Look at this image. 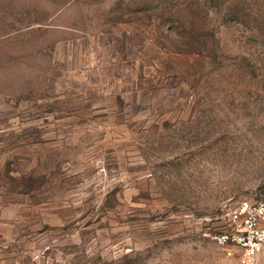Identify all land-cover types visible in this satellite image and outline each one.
Here are the masks:
<instances>
[{
    "label": "rangeland",
    "instance_id": "rangeland-1",
    "mask_svg": "<svg viewBox=\"0 0 264 264\" xmlns=\"http://www.w3.org/2000/svg\"><path fill=\"white\" fill-rule=\"evenodd\" d=\"M263 189L264 0H0V264H224Z\"/></svg>",
    "mask_w": 264,
    "mask_h": 264
},
{
    "label": "built area",
    "instance_id": "built-area-1",
    "mask_svg": "<svg viewBox=\"0 0 264 264\" xmlns=\"http://www.w3.org/2000/svg\"><path fill=\"white\" fill-rule=\"evenodd\" d=\"M227 224L209 233L227 255L238 254L244 263H254L264 250V189L257 198L243 199L225 211Z\"/></svg>",
    "mask_w": 264,
    "mask_h": 264
},
{
    "label": "crops",
    "instance_id": "crops-1",
    "mask_svg": "<svg viewBox=\"0 0 264 264\" xmlns=\"http://www.w3.org/2000/svg\"><path fill=\"white\" fill-rule=\"evenodd\" d=\"M257 263L258 261L254 263H244L240 259L239 260L237 259V261H234V260L228 259V255H224V264H257Z\"/></svg>",
    "mask_w": 264,
    "mask_h": 264
}]
</instances>
